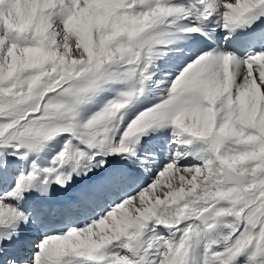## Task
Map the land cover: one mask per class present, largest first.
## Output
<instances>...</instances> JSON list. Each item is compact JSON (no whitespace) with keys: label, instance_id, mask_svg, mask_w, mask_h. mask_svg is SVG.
I'll list each match as a JSON object with an SVG mask.
<instances>
[{"label":"snow or ice","instance_id":"1","mask_svg":"<svg viewBox=\"0 0 264 264\" xmlns=\"http://www.w3.org/2000/svg\"><path fill=\"white\" fill-rule=\"evenodd\" d=\"M0 264H264V0H0Z\"/></svg>","mask_w":264,"mask_h":264},{"label":"bare ground","instance_id":"2","mask_svg":"<svg viewBox=\"0 0 264 264\" xmlns=\"http://www.w3.org/2000/svg\"><path fill=\"white\" fill-rule=\"evenodd\" d=\"M157 63H159V61H157Z\"/></svg>","mask_w":264,"mask_h":264}]
</instances>
